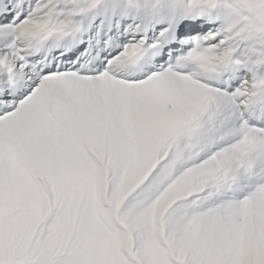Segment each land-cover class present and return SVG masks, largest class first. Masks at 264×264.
<instances>
[{
  "label": "snow or ice",
  "instance_id": "1",
  "mask_svg": "<svg viewBox=\"0 0 264 264\" xmlns=\"http://www.w3.org/2000/svg\"><path fill=\"white\" fill-rule=\"evenodd\" d=\"M0 264H264V0H0Z\"/></svg>",
  "mask_w": 264,
  "mask_h": 264
}]
</instances>
